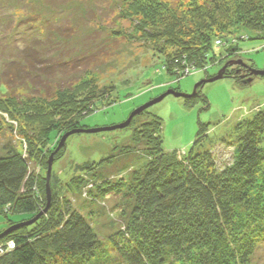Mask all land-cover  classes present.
I'll list each match as a JSON object with an SVG mask.
<instances>
[{"label": "trees", "instance_id": "1", "mask_svg": "<svg viewBox=\"0 0 264 264\" xmlns=\"http://www.w3.org/2000/svg\"><path fill=\"white\" fill-rule=\"evenodd\" d=\"M190 1L193 2L188 8L193 9L190 14L170 13L175 23L169 28L156 22L155 33L146 29V35L156 39L157 31L162 27L160 33L161 37L167 36L168 52L172 47L179 49L173 55H166L164 65L166 72L177 81L185 77V73L207 72L210 65L217 63L210 54L213 45H224L230 55L238 51L236 39L230 36L234 34L231 27L264 38V0ZM156 3L162 9H176L180 4L158 0ZM132 9L139 7L134 5ZM192 19L196 20L194 25L200 35L215 27L226 29L228 36L205 42L199 35V40L191 44L187 38L193 33L197 36L195 30L187 27V22ZM31 49L30 46L24 49L23 56L27 62L36 64L37 56H33L36 54ZM45 63L39 61L37 69H47ZM57 64V68H61ZM38 78L31 80L38 84ZM5 84L10 87L9 81ZM40 90L41 94L31 98L26 95L23 103L16 95L0 97V112L5 111L12 117L13 108L22 106L28 112L26 119L18 117L16 129L9 125L11 133L27 143V147L21 150L8 142L4 145L6 152L0 155V214L5 217L30 214L29 219L21 222L32 219L47 206L46 180L39 172L40 165L46 169V163L39 165V159L56 149L63 134L84 127L82 119L94 110L92 95L77 96V88H56L54 92ZM199 99L207 102L205 96L196 92L194 96H188L186 103H195ZM143 114L146 119L140 126H136L134 116L127 127L134 126V143L141 139L146 142L148 160L141 172H134L138 177L130 181L126 192L124 228L110 239L111 249L116 254L105 259L98 256L96 252L101 241L89 220L65 199L61 200L60 190L49 183L50 203L39 219L16 228L13 227L21 222L8 220V229H13L0 237V264H249L264 240V217L259 213L262 200L249 193L264 171V106L251 113L249 118L235 123L224 136L211 141L209 148L203 143L208 139L202 135L209 124H200L191 150L182 154L179 150L166 152L163 149L161 118L147 109ZM24 120L28 125L23 124ZM53 131L57 134L55 139H51ZM64 148L54 156L58 158ZM227 150H230V158L219 163V159L222 160L219 154L227 153ZM96 164L93 161L74 163L73 168L80 174L96 169ZM54 175V172L50 175L53 182L56 181ZM77 178L73 177L71 182ZM98 184H94L101 193L98 196L104 191L119 192L121 188L115 181ZM240 208H251L252 212H246L249 217H242Z\"/></svg>", "mask_w": 264, "mask_h": 264}, {"label": "rangeland", "instance_id": "2", "mask_svg": "<svg viewBox=\"0 0 264 264\" xmlns=\"http://www.w3.org/2000/svg\"><path fill=\"white\" fill-rule=\"evenodd\" d=\"M158 1L180 4L176 9H162L157 6V0H0V97L16 95L23 103L26 95L31 98L41 94L39 88L43 92L45 89L54 92L56 88L68 86L73 90L78 89L77 96L86 93L92 95L94 110L82 119L84 127L80 129L99 130L74 133L67 138L63 152L58 158L53 156L51 173L54 172L57 184L51 178L49 183L60 190L61 200L65 199L89 220L101 241L96 253L102 259L116 254L111 249L110 239L124 228L128 201L126 192L130 181L138 177L134 172H141L148 160L146 142L141 139V142L134 143L132 140L134 126L108 130L109 127L123 123L132 111L169 90L190 96L199 92L206 97V103L199 99L187 104L188 96H175L172 93L147 108L149 113L162 120L160 134L163 149L166 152L179 150L182 154L191 150L200 124H209L208 130L202 132L208 139L203 143L209 148L211 141L224 136L235 123L249 118L251 113L264 106V75L254 74L255 71H264V38H258L242 28L231 27L234 34L230 36L236 39L238 51L230 55L224 45H213L210 54L217 59V63L207 67V72L197 70L185 73V77L177 81L166 72L164 65L166 55H173L179 49L172 47V51L168 52L167 36L161 37L160 33L162 27L157 31L156 39L148 37L146 29L155 33L156 22L169 28L175 23L170 13L178 11L190 14L193 9L188 8L193 2ZM134 5L139 9H132ZM193 21L187 22V27L195 30L197 35L195 37L193 33L192 37L187 38L191 44L199 40L201 33L194 25L196 20ZM203 33L200 38L205 42L228 36L226 29L215 27ZM29 46L36 54L33 56H37L36 64L27 62L23 56L24 49ZM41 60L47 62V69L43 71L36 67ZM56 64L61 68H57ZM222 69L220 79L208 81L218 76ZM34 77H39L36 81L38 84L31 80ZM15 78L18 80L14 81ZM5 81L10 82V87L6 86ZM22 107L13 108L12 117L5 111L0 112V155L6 152L4 145L8 142L21 150L27 147V143L11 133L12 129L9 128L11 125L16 129L18 117L28 116ZM9 109L12 110V107ZM144 111L135 115L136 126L146 119V115H142ZM14 115L16 118H13ZM23 124L28 125L26 120ZM56 136L53 131L51 139ZM227 151L219 154L222 157L219 163L230 158V150ZM50 155L44 153L43 159H39V165L46 163V169L41 165L39 168L45 180ZM104 158L107 160L104 161ZM87 161L97 163L94 165L96 169L77 174L74 163ZM263 177L264 171L249 192L253 198L262 200L259 202L260 208L257 206L256 209H260L262 217ZM101 181L118 182L121 188L119 192L104 191L98 196L100 192L94 187ZM91 190L94 191L88 192ZM239 212L246 219V212L252 210L240 208ZM29 218L28 213L10 214L8 217L0 214V232L8 229V220L21 222ZM249 264H264V240Z\"/></svg>", "mask_w": 264, "mask_h": 264}, {"label": "water", "instance_id": "3", "mask_svg": "<svg viewBox=\"0 0 264 264\" xmlns=\"http://www.w3.org/2000/svg\"><path fill=\"white\" fill-rule=\"evenodd\" d=\"M239 63H240V62H239ZM224 68H225V67H224ZM222 72H223V69L220 71V73H219L218 76H215V77H213V78H210L208 81H215V80H217V79H220V78L222 77V76H221ZM254 74H255V75H258V74H259V75H264V71H255ZM205 81H207V80H205ZM172 93H173L175 96H184V97H186V96H190V95H185V94H181V93H177V92L175 93V92H173L172 90H169V91L163 93L160 97H158V98H156V99H154V100H152V101H150V102L144 104L143 106H141V107L135 109V110L130 114V116L128 117L127 120H125V121H124L123 123H121V124H118V125H115V126L109 127L108 130H109V129H110V130H113V129H120V128H125V127L129 126V124H130L132 118H133L135 115L140 114L143 110H146L147 108L151 107V106L154 105L155 103L161 101V100H162L165 96H167L168 94H172ZM193 94H194V93H193ZM100 129H102V128H100ZM96 130H99V129H85V130H84V129H75V130H72V131H69V132L63 134V136L61 137V139H60V141H59L58 146L56 147V149L54 150V152L52 153V155H50V158H49V160H48V162H47V164H48V167H47V177H46L47 206L45 207V209H44L43 211H40V212H39L37 215H35L32 219H30V220H28V221L21 222V223H19L18 225H15V227H13V228H16L17 226H22V225H30V224H32L34 221H36L37 219H39V217H40L44 212L47 211L48 206H49V203H50L49 179H50L51 170H52V164H53V159H54L53 156H54V154H55L58 150H60L62 147H65V142H66L67 138H68L70 135L74 134V133H79V132H92V133H93V132H95ZM105 130H107V128H105ZM13 228L8 229L7 231H5V232H3L2 234H0V237L3 236V235H5V234L8 233L9 231H11Z\"/></svg>", "mask_w": 264, "mask_h": 264}, {"label": "built area", "instance_id": "4", "mask_svg": "<svg viewBox=\"0 0 264 264\" xmlns=\"http://www.w3.org/2000/svg\"><path fill=\"white\" fill-rule=\"evenodd\" d=\"M0 250H1V248H0Z\"/></svg>", "mask_w": 264, "mask_h": 264}]
</instances>
